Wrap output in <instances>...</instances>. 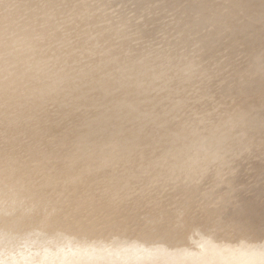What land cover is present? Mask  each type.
<instances>
[{
  "label": "rangeland",
  "instance_id": "obj_1",
  "mask_svg": "<svg viewBox=\"0 0 264 264\" xmlns=\"http://www.w3.org/2000/svg\"><path fill=\"white\" fill-rule=\"evenodd\" d=\"M30 1H31V5L29 0H21V2L20 0L17 1L15 0V2L17 3L19 2L22 3V4L20 3L18 4L21 7L19 8L17 3L14 2V0L11 1L8 0V2L7 0L5 1L0 0V9H3L0 10V15H5V14L9 15L10 13H12V15L14 14L17 16L14 22L15 24L12 23L14 26L10 24L9 28L7 29L8 31L6 33L8 35L5 37L6 42H8L7 40H10L8 39L9 36H10L9 38H11L12 35L15 34L16 36H13L12 38L17 37L19 35L18 29L20 28V26L26 24L27 20L29 19L32 20L34 19L36 25H40V26L35 25L36 26L35 30L40 31V29H42L45 26V25H41L44 24V21L46 20V19L44 20V18H49L50 20L52 17L59 16L57 17V21H55L54 23L53 21L56 19V17L52 18L53 21L51 20V23H53L52 24L53 27L56 26L54 27L55 30L57 29V27H58L57 30L59 29L60 30L55 31L52 30L54 28L49 27L51 33L50 30L48 29L47 35L54 34V32H56L57 34L55 33L54 35L51 36L46 35L47 37L45 36L43 38V40L46 39L45 42H43V40L41 39V35H39L35 39L33 38L35 41L33 39L31 40L32 42L34 41L35 43L33 44H31L32 42L28 43L29 47L27 43L25 44L24 42L25 40L23 41L22 36L20 35L18 36L19 41H21V43L22 42L24 43L21 44L19 41H17L16 46L19 42L20 44H18L17 47L21 48V50L18 48L16 49V46H13L10 49L9 46L8 47L10 49L9 53H7L6 50L5 53L3 49L6 48L4 47L2 49V53L0 54V57L2 58L0 59V61L1 60L3 62L6 61L7 62L6 64H8V61H10L9 63H11L7 71L8 73L10 72L9 77H12L13 75L17 74L16 71H18L19 74L21 73L22 75L20 76L19 82L22 83L23 79H25L23 83L26 86L25 87L23 84L19 83L18 85L19 89L17 87L16 88L12 87L13 90L9 88L8 94L11 97L12 96L15 97L12 98V101L9 106H2V107L0 106V217L3 213V210L8 208L12 200V202H14V208L12 212L13 218L15 216L16 217L19 216L24 220L34 219L35 221L39 218V220L44 219L46 222H49L52 221L53 216L51 210H49L47 207L53 206L59 211V215H58L59 217L57 216V222L67 224L65 218L68 215L71 216L70 215L71 212H73L77 208L76 205L91 202L98 204L99 206L97 207L102 208L105 204L108 203L111 205V211L108 213L110 215H108L107 219H104V222L98 226L99 233L101 232L104 235L100 237L94 235H88L92 239L98 240L97 242L104 240L103 242H100L98 245L105 244L106 248L109 247V244L111 246V241L115 239V237L113 236L115 234L112 233L116 231L106 229L105 225L111 222L112 218L116 217L118 213L120 214L119 211H122V213L132 214L133 216L134 215L137 217L139 216L141 227L146 225L147 230L144 229V231H147V235L155 236V234H157L158 232L157 230H160L161 232L164 229H166V231H164L165 232L164 234L167 235V238L174 239V237L171 236H177L176 240L177 241L179 240V242L176 241L177 246L180 247L187 246V248H189L191 251H196L199 249L198 242L203 238L207 239V241L212 245H214L216 241L217 243H221L220 241H218L221 240L220 238L221 236L218 237L220 234L216 232V230H223L222 228L224 227L223 226L218 227L219 226L217 224L219 223L218 221H216L215 224L205 223L206 221L204 220L203 212L205 210H209L213 208V206L215 208L217 207L216 205H220V200L218 199V196L220 194L221 196H223V195H227L226 193H230L228 194L230 195L231 198L230 206L232 205L234 206L237 203L238 201L237 199L240 196H242L244 199H249L252 193L254 192V189H256V188L253 189L252 186L255 185V187L257 186V188L259 186L261 187V184L264 181V177L262 178L264 173L262 176L256 177L253 174L254 171L251 172L252 170L251 168H253L252 166L255 165L253 164L251 166L252 164L251 162L254 163L255 161H258L257 158H255L254 156L250 157L251 159L241 158L240 156L237 157L228 156L226 158L227 162L225 165H222L220 164V162L217 161L216 162L211 161L208 164L203 163L204 165L198 164V166L196 165L191 169L192 171L190 173L191 176L188 173L186 174L185 171H178V170L174 171L171 168L172 164L170 163L172 162L171 161L172 159L170 155L172 153V145L174 144L172 141L173 140L172 134L174 132L175 127L178 124H182L183 126L187 127V129H189L192 124L194 125V123H196L200 119H203L209 123L213 122L217 118L221 117V115L224 112V109L228 105V102L225 100V98L221 96L219 85L217 82L207 81V80L206 81L195 80L192 81L191 83L189 82L186 83V79L184 75L178 74L176 70L168 66V64L165 63L164 61L165 59L163 60V58L161 57V54L165 52L166 41H168L170 38L173 39L172 34H170V38L169 36L168 38H165L167 37L166 36L167 34L165 33L164 35L165 31H163L162 29H167L166 27L168 26H169L168 28L171 29L172 26H174L173 24L177 22V20L176 21L174 20V16L178 15V13L172 11V14L173 13L176 14L174 16H171L172 15L170 14L171 8L169 6L170 3L169 5L166 4L168 3L167 0H165L166 2L164 1L165 3L162 2L163 0L161 1L159 0L161 3L165 4V7L163 9L168 8L166 6H169L170 13H166V15H164L166 10L163 11V9H162L163 14L155 10L153 11L154 15L153 13L146 14L144 11L141 10V7L143 9V6L149 5L153 0H151V2L150 0L149 2H147L148 0H140V1L136 0L137 3L134 0V4L131 5L129 3L131 1H132L131 3H133V0H127L129 1L128 3L127 1L125 3V0L124 2L121 0H117V4L115 7L114 5L113 7H109L112 6L114 0H112L113 2L111 0H107V1L104 0V2L103 0H99L100 2L97 0L98 2L95 3H93V1L96 0H91L92 2H90V0H85V1L60 0L61 2L63 1L62 5H64V3L66 2L71 4L70 6H68V4L66 3L63 6L65 10L63 14V7L62 5H59L61 4V2L57 1L58 4L57 10L55 11L56 7L54 10L52 9L53 11L51 16V9H47V10L45 9L46 4L44 3V0L43 3H39L42 2V0H38V1L36 0L37 3L33 2V0ZM108 1H110L111 5L109 4ZM145 1L147 4L145 3ZM156 1L157 0H154V3L157 6L161 5V3L159 4V1H157V3ZM135 3L136 5L141 4L139 8L140 10L137 9L139 5H137L136 7ZM154 3H151V6H154ZM37 4L38 5L41 4V5L38 7ZM127 4H129L130 6L128 5L129 8L126 9L125 11V9L123 10V8H126ZM13 5L14 6L17 5V7H13ZM32 5L34 6L32 7ZM36 5L38 9L40 8L39 11L37 7H35ZM74 5L76 7H74ZM29 6L30 9L25 10L26 8L24 7L29 8ZM59 6H61L62 8ZM120 6L122 9L121 13L128 14L126 16H124L125 14L124 15L121 14L120 17L121 18L123 17L126 21H128L129 24L127 22L126 24L123 23L125 21L123 18L121 19L123 21L118 20L117 19L118 17L115 18V15L117 13L118 15H120V9L119 10L117 9L118 11L116 10V14H115V9L117 7L120 8ZM133 6L136 7L138 13L137 11H135V9H134L135 13L134 11H131L133 9V8L131 9V7ZM4 7L6 9H4ZM41 7L43 9H41ZM79 7H83V8L79 9ZM12 8H15V10ZM35 8L37 13H34ZM60 9H61V13H60ZM4 10H5V14L3 13ZM24 10L26 11V13L28 10L30 11H28L26 15ZM44 10H46L47 13L49 10V15ZM70 10L72 11V13ZM94 10H96V13H94ZM32 11L34 14L32 13ZM77 11L79 16H77L78 15ZM139 11L142 15L139 14ZM38 13L39 14L42 13L43 16L40 15L41 16L40 18ZM80 13L81 15H83V17H81ZM92 13L94 15H92ZM97 13L98 15H100L99 16L100 18L97 17L98 16ZM110 13L114 15V18L117 21H115V19L112 20L113 18L111 17L113 16H109L111 15ZM131 13H132L131 16H133L132 19L129 20L128 19L129 17L126 19V17L130 16ZM158 13L162 14L161 20L158 18L160 16L157 15ZM47 15L48 17H46ZM163 15L168 16L170 18L167 17L166 19L163 17L165 19L164 20L162 18ZM25 16L27 17V19ZM136 16L138 17V19L136 18ZM77 17L78 19L81 18L80 21L77 19ZM105 17L106 19L108 18V20H105V22H103ZM148 17H152L151 18L152 20H155L157 17L159 20L156 21L157 20L156 19L155 22L153 21L154 22L153 24L151 19H149ZM58 18L60 19L58 20ZM133 18H135V20ZM171 18H173V21L175 22H173ZM175 18L179 19V17L177 16ZM96 19L98 21H96ZM109 19L111 22L109 21ZM37 20L38 22L42 20L44 21L38 23ZM62 20L63 22L61 24ZM99 20L102 22V25ZM147 20L151 22L150 23L151 25L148 26L149 23L147 22ZM113 21L115 22L119 21V22L113 24L112 23ZM143 21L145 22L144 24H142ZM164 21H166L165 22L166 24L164 23ZM93 22H97L99 25ZM132 22H134L133 24L135 25H133ZM168 22H170V24ZM92 23L94 25H92ZM146 23L148 28H146L145 26ZM121 24L122 25L124 24L123 25L124 27H120ZM137 24L139 25L141 24L140 27H138ZM163 24H165L166 26ZM110 25L113 26L110 27ZM114 25H115V29L117 28V26L119 27L115 30ZM156 25H160L162 29L160 27H157ZM162 25L164 28L162 27ZM41 26L42 28H40ZM94 26H96V29H94L95 28ZM135 26L137 29L135 28ZM152 26H155V30L158 31L156 32L152 28ZM11 27L12 30L10 31ZM98 27H102L101 29H103L102 31L104 32V34L103 32H101V29ZM109 27L114 31H112ZM151 28L153 30V33ZM146 30H148L149 32ZM159 30L160 31L162 30L160 32L161 34L159 33ZM39 31L37 32L39 33ZM60 31L61 32L63 31V36H61L62 33ZM171 31L172 30H170V33ZM13 32L14 34H12ZM58 32H60V35ZM147 32L150 34L148 35ZM54 37L56 38L61 37V38L60 39L57 38L58 39L57 40L56 38L54 39ZM39 38L42 41H39L40 40ZM63 38L65 39V41H63ZM49 40H50V44H49ZM37 41L39 42V46L42 49L40 47L38 48L37 45L38 43H36ZM58 41L60 43L62 42V45ZM57 42L59 43L58 46L56 45L58 44ZM70 42L71 45L69 44L66 45L67 43ZM40 43L42 44L44 43V45H46L44 47H47V49L43 48V45L41 46ZM155 43L158 45H156ZM31 45L33 48H31ZM34 45L37 46V48H35ZM54 46L56 47L54 48ZM72 46H74L73 47L74 49L72 48V50L70 51V48ZM76 47H78L77 50H75ZM8 48L7 50H9ZM49 48L51 49V51H49L50 50ZM37 49L39 52L37 51ZM43 50L45 51L43 52ZM14 51L15 53H12ZM25 51L27 55L31 54L28 55L30 56V58L27 57L26 54H24ZM72 51H74V53ZM17 52H19L21 56ZM40 52L41 53L43 52V54H40ZM11 53L14 55H12ZM22 53L24 54V56H22L23 55ZM3 54L4 55L7 54L6 55L7 58L6 56H3ZM47 54L49 55V58ZM8 55L9 57L13 56L14 59L10 57L9 60ZM39 55H41L40 59H39ZM50 55H52L53 57L52 56L50 57ZM36 56L40 62L34 60L35 58L33 59V57ZM20 57L22 58L21 61L19 60ZM23 57H27V58L25 59ZM15 58H17L18 60ZM243 58L244 57H241V60L245 62L246 59ZM11 59L15 61L12 62ZM142 59H146L149 64L147 65V68L144 70H141L143 67V63L141 61ZM238 59L240 60V57L237 58L235 62L236 66L239 65L241 67H244L245 64H247V62L245 63H242V61L239 62ZM2 61L0 62V64H2ZM24 61L26 62V65ZM14 62L16 63V65L14 64ZM21 62H24L21 64L23 65V67L20 65ZM54 63H56L55 64L56 66H54ZM42 64L44 65L42 66ZM11 66L15 68H12ZM34 66L36 67L35 70H33ZM40 66H42V68ZM55 67L56 69H54ZM38 68L39 69L41 68L40 69L41 71ZM46 68L47 71L45 70ZM50 70L52 71L50 72ZM153 71L155 72L162 71V74L158 76H154L152 74ZM25 72L27 74L26 77L29 76L30 79H26L24 77ZM47 72L49 73L50 76H48ZM58 72L59 73L62 72L64 75H61L62 74L61 73L60 74L61 76L59 75L61 77L60 78L58 77L57 74ZM43 74H45V76ZM30 75H34V77ZM62 76L66 80L63 79ZM50 78L52 79L50 82L51 83L55 82V83L51 84L49 82ZM29 80L32 82H29ZM56 80L60 81L63 84V86L62 84H57L59 82ZM34 82L38 83V85L36 83L34 84ZM32 86L34 87L32 88ZM42 86H44L45 88L44 87L42 88ZM196 86L199 89L198 91ZM38 88H40L39 90L41 91L43 90L42 92H44L45 90V92L42 93L41 95V93H39ZM56 88H57V92H56ZM26 89L29 91H26ZM33 89H35L36 91L33 92L32 91ZM9 91L10 93L11 91L13 93L10 94ZM51 91L53 92V95H51L52 94ZM65 91L68 92L67 93L68 97L64 96L63 98L62 95H66ZM204 91L206 92V94H204ZM24 93H26L27 95ZM28 94H30V96ZM37 94L40 95V97ZM27 96L29 98H27ZM19 100H23V101H19ZM32 101L34 102L33 104ZM59 103L62 104L60 105ZM25 105H27V107ZM38 105H40L41 107ZM23 106L26 109L28 107L29 108L25 110ZM48 107L50 109H45ZM204 109L205 111H203ZM36 110L38 111L35 115ZM16 111L18 113V117L16 115L17 114ZM51 111H53V113ZM20 115L23 117H21ZM29 123L30 125H28ZM114 134L116 135L115 137ZM41 151L44 152L41 153ZM248 162L250 164H248ZM61 165L62 167H60ZM226 165L227 168H225ZM202 166L205 168V170H203L204 168ZM232 166H234L233 169ZM195 167L197 169H194ZM241 168L245 172H243ZM198 169L199 172L197 171ZM210 169L213 170L214 173ZM194 170L197 171L198 176H196L197 173ZM246 170H248V172ZM236 171L237 172L239 171L238 175ZM201 172L202 174H199ZM203 173L207 177L204 176ZM246 173H249V175L247 174L249 177L248 176L246 177ZM252 174L254 175V177H252ZM178 175H180L179 177L181 178H178L177 177ZM185 175H189V178H187L188 176L186 177ZM201 175H203L202 176L203 178L201 177ZM190 177L192 178V180ZM228 177L230 179L232 177L235 180L237 178L238 182H240L239 184L238 183L236 184L239 185L238 187L237 186L233 187L232 192L229 190V185L231 181H229L230 179ZM183 178H185V180ZM249 178H251L252 180ZM212 179H215L213 181L216 182L213 183ZM224 179L227 180L225 181ZM186 180L187 182H185ZM199 180H201L200 181L201 183L198 182ZM217 180L218 181L220 180V182H218ZM250 180L252 185H250L251 184ZM196 181L200 185L197 184ZM246 181L248 182V185ZM192 183L194 184V186ZM217 184H219V186ZM198 185L201 186L202 189ZM215 185L218 186L217 187L218 190L219 188L222 190L218 191L217 189H215L216 188ZM220 185L222 188L220 187ZM209 186L210 187L214 186L215 188L214 187L210 188ZM248 186L249 188L247 189ZM205 187L206 188L209 187L210 189L209 188L206 189ZM236 187L238 189H235ZM251 187L252 190L250 189ZM241 188H242L241 193L236 192V190L239 191ZM192 189L193 190L196 189L198 192L197 194H195L196 196L195 195L193 196L190 202L186 201V193L189 191H193ZM210 190L213 191L212 194H210L211 193ZM207 191L210 195H212L211 196L212 198L207 193ZM220 191L221 193H219ZM40 195H48V196L47 197L44 196L43 197L44 199L42 200V196ZM202 196H204V198ZM197 197L198 200L196 199ZM216 197L219 200L218 202ZM47 198L49 200H47ZM195 199L196 202H194ZM202 199L204 200L206 199V202ZM208 199L210 200V204L212 203L211 205L208 204L209 203ZM37 200L40 201L39 202L40 205L38 206V208L36 207L38 202ZM43 201H46L45 202L46 204L43 203ZM48 201H50L51 203H49ZM235 201L236 203H234ZM216 202L218 204H216ZM34 203H36L35 204L36 206L34 205ZM42 203L44 204V206ZM225 205L227 206V204ZM42 206L44 209L42 208ZM40 207L42 210L40 209ZM83 207L84 206H82V208ZM16 209L18 210L20 209V211H17ZM39 209L40 211H38ZM154 214L156 215L155 216L156 219L154 220V223L148 225L146 222L149 219L148 216ZM2 219L0 220V228L4 227L3 225L4 219L3 220ZM23 223L24 222H22V224ZM202 223L205 225L203 226ZM131 224L127 225L128 228H126V232L131 237H136L137 235L140 234V228H138L139 225L136 224L133 225V223ZM185 224L188 225L190 224V228L186 229ZM158 226H161L162 229L156 230V227ZM20 230H19L20 232L18 231L17 233L13 231H5L7 232L5 234L6 236H9L8 238L10 239L11 243H9L10 245L4 242L0 243V250H4L2 252V255L9 253L10 256H16L23 251L33 252L35 251L36 247L39 246L37 242L40 241L41 239L44 245H49V246L53 245L50 242L51 239L55 241L68 240L72 243V245H74L75 243L78 244L77 241L73 239L71 240V238L69 237L61 236L59 238L57 237L52 238L44 235H39L35 231H31V230L25 231L24 228ZM144 231L142 233L146 234V232ZM217 233L218 235H216ZM14 234L17 235L16 238L13 240L12 238L15 236ZM187 236H189V238H192L190 239V241L194 240L195 243L190 244L189 243L190 241H187L186 239ZM183 237H184V242L182 241ZM36 238H41V239H36ZM147 239L148 238H145V240ZM88 241H90V238H88ZM185 242L187 243V245ZM230 256H233V254Z\"/></svg>",
  "mask_w": 264,
  "mask_h": 264
},
{
  "label": "bare ground",
  "instance_id": "obj_2",
  "mask_svg": "<svg viewBox=\"0 0 264 264\" xmlns=\"http://www.w3.org/2000/svg\"><path fill=\"white\" fill-rule=\"evenodd\" d=\"M3 1H5V0H3ZM57 1H60V0H44V3L46 4L45 9L46 10L51 9V16H52V11L55 9V7H56L55 11L57 10V7H58ZM63 1L62 2L60 1L61 4H59V5H62ZM98 1L97 0L93 1V3L98 2ZM121 1L124 2V0H121ZM126 1L127 0H125V3H126ZM138 1H140V0H138ZM157 1H159V0H157ZM157 1H156V3H157ZM160 1H159V4L161 3ZM164 1L165 0H163L162 2L165 3L166 1L165 2ZM7 2H8V0H7ZM14 2H15V0H14ZM20 2H21V0H20ZM29 2L31 5L30 0H29ZM33 2H36V0L35 1L33 0ZM90 2H92V1L90 0ZM103 2H104V0H103ZM108 2L110 4V1H108ZM114 2H115V0H114ZM114 2L112 3V6H109V7H113V5L115 7L117 4V0H116L115 4H114ZM128 2L129 1H127V3ZM131 2L129 3L130 5L134 4V0H133V3H131ZM135 2H136V0H135ZM147 2H149V0ZM150 2H151V0H150ZM167 2L168 3H166V4H168V5L170 3L169 6H170L171 10L169 9V6H166L168 8L163 9L165 7V4H163V3H161V5L157 6L154 3V0L151 2V3H154V6H151V3H150L149 5L143 6V9L141 7V10L144 11L146 14H150V13L152 14L153 11H155V10L162 13V9H163V11L166 10L164 15H166V13H170V11H171L170 14H172V11H175L178 13V15H176V16L179 17V19L175 18L176 16H174V15L176 13L175 14L173 13L171 15V16H174L175 21L177 20V22H175V21H173V18H171L172 21L175 22V24L172 23L174 26H172L171 29L168 28L169 27L168 24H167L168 27H166L167 29H162L160 27L161 24L156 25L157 27H160L163 31H165L164 35H165V33L167 34L166 35L167 37H165V38H168V36L170 38V34L173 35L172 36L173 39L170 38L171 40L169 39L168 41H166L165 52L164 53L162 52L163 54H161V57L163 58V60L165 59L164 60L165 63H167L168 66L174 68L178 74L184 75V77L186 79V83H188V82L191 83L192 81H195V80H203V81L207 80V81L217 82L219 85L221 96L223 98H225V100L228 102V105L224 109V112L221 115V117L217 118L213 122L209 123L203 119H200L199 121L194 123V125L192 124L189 129H187V127L183 126L182 124H178L175 127L174 132L172 134L173 135L172 141L174 144L172 145V153L170 155V157L172 159L171 160L172 162L170 163V164H172L171 168L174 171H176V170L185 171L186 174L188 173L191 176V174H190L192 172L191 169L196 165L198 166V164L199 165H201L203 163L208 164L211 161H215V162L217 161V162H220V164L225 165L227 162L226 158L228 156H232V157L240 156L241 158H250V157L254 156L255 158H257L258 161H255L254 163L251 162L252 163L251 166L253 164H255L252 166L253 168H251L252 169L251 172L254 171L253 174L256 177L262 176L264 173V0H167ZM15 3H17V2H15ZM15 3H14V5H15ZM19 3H17V5ZM39 3H43V0H42V2H39ZM66 3L68 4V6H70V4H71L68 2H66ZM66 3H64V5ZM136 3H135V5H136ZM139 3H141V2H139ZM145 3H146V1H145ZM20 4H22V3H20ZM129 4H127L126 8H123V10L125 9V11H126V9L129 8L128 7ZM7 5H5V6H7ZM14 5H13V7H17V5L16 6H14ZM37 5L35 7H37ZM40 5H38V7ZM64 5H62V7ZM94 5H96V4H94ZM137 5H139V4H137ZM137 5H136V7H137ZM33 6L34 5H32V7ZM140 6H141V4L138 6L137 9H139ZM38 7H37V9H38ZM59 7H61V6H59ZM74 7H76V6L74 5ZM87 7H88V5H87ZM118 7L115 9V14H116V10L120 9V15H118V13H117L115 15V18L118 17L117 19L121 20L123 18V17L122 18L120 17L122 14L121 13L122 9H121V6H120V8H118ZM134 7L135 6L131 7V9L132 8L133 9L132 10L129 9V10L134 11V9H135V11H137V13H138V10L136 9V7L135 8ZM9 8H10V6H9ZM19 8H21V7L19 6ZM24 8H26L25 10H27V9H30V6H29V8L28 7H24ZM82 8L83 7H79V9H82ZM84 8H86V7H84ZM92 8H93V5H92ZM94 8H95V6H94ZM4 9H6V8L4 7ZM12 9L15 10V8H12ZM39 9H38V11H39ZM41 9H43V8L41 7ZM0 10H3V9H0ZM31 10H33V9H31ZM46 10H44V11H46ZM113 10H114V8H113ZM129 10H127V11H129ZM28 11H30V10H28ZM28 11H27V13H28ZM58 11H59V9H58ZM64 11L65 10L63 7V14H64ZM135 11H134V13H135ZM3 13L5 14V10L3 11ZM13 13H14V11H13ZM25 13H26V11H25ZM27 13H26V15H27ZM32 13H33V11H32ZM34 13H37L36 8H35ZM46 13H47V11H46ZM60 13H61V9H60ZM71 13H72V11H71ZM94 13H96V10H94ZM47 14L49 15V10H48ZM77 14H78V11H77ZM106 14H108V13H106ZM124 14H122V15H124V16L128 15L126 13H124ZM136 14H134V15H136ZM139 14H141L140 11H139ZM162 14H159V13L157 14L158 16L160 15L159 17L157 16L160 20H161ZM40 15L43 16L42 13L39 14V16ZM48 15L46 17H48ZM80 15H81V13H80ZM92 15H94V14L92 13ZM97 15H98V13H97ZM131 15H132V13L130 14V16H127L126 19L128 17H129L128 18L129 20L132 19L133 16H131ZM153 15H154V13H153ZM164 15L162 16V18L164 17L167 19L168 16H164ZM77 16H79V14ZM99 16L100 15H98L97 17H99ZM109 16H113V17H111V18H113L112 20L115 19L113 14H111ZM16 17L17 16L14 14L12 15V13H10L9 15H7V14L0 15V51H1L0 54L2 53V49L4 47L6 49H3V50L4 51L6 50L7 53H9L10 49L13 46H16L17 41H19L18 36H20V35L22 36V40L23 41L25 40L24 41L25 44L32 42L31 40L33 38L35 39L39 35H41V39L43 40V38L48 34L47 32H48L49 27H52V28L56 27V26L53 27L52 24L55 21H57V17H59V16H55L56 19L54 21L52 20V18H55V17H52L50 20H49V18L43 17L44 20L45 19L46 20L45 21L42 20L40 22L44 21V24H41V25H45V26L43 28L41 26L40 28H42V29H40V31L37 30V31H39V33L35 30L36 29L35 27L40 26V25H36V23L34 22V19L32 20V19L28 18L29 20H27V23L20 26V28L18 29L19 35L17 37L12 38L13 36H16L13 32L12 34H14V35H12L11 38H9L10 37L9 36L8 39H10V40H7L8 42H6L5 37L8 35L6 33L8 31L7 29L9 28L10 24L13 25L12 23L15 22ZM81 17H83V15H81ZM95 17H96V15H95ZM157 17H156L157 20L155 19L156 21L159 20ZM40 18H41V16H40ZM136 18L138 19L137 16H136ZM148 18L151 19L152 17H148ZM168 18H170V17H168ZM26 19H27V17H26ZM59 19L60 18H58V20ZM77 19H78V17H77ZM80 19L81 18H79L78 20L80 21ZM82 19H84V18H82ZM110 19H109V21H110ZM133 19L135 20V18H133ZM51 20L53 21V23H51ZM105 20H108V18L106 19V17H105L103 22H105ZM142 20H143V18H142ZM148 20H147V22L149 23L148 24V26H149V25H151L150 24L151 22H149ZM155 20L151 19L152 22L153 21L155 22ZM96 21H98V20L96 19ZM115 21H117V20L115 19ZM115 21H113L112 23L114 24V23L119 22V21L118 22H115ZM121 21H123V20H121ZM121 21H120V23H121ZM144 21L142 24L145 23ZM166 21H164V23ZM37 22H38V20H37ZM40 22H38V23H40ZM62 22H63V20L61 21V24H62ZM126 22L128 23V21H126V20L123 23L126 24ZM154 22H153V24H154ZM93 23L98 24L97 22H93ZM93 23H92V25H94ZM112 23H110V24H112ZM133 23L134 22H132V24ZM168 23L170 24V22H168ZM56 24H57V22H56ZM158 24H159V22H158ZM165 24H163V25H165ZM101 25H102V22H101ZM115 25H114V29H115ZM121 25H120V27H124L123 26L124 24L122 26ZM133 25H135V24H133ZM137 25H138V27H140L141 24L140 25L137 24ZM163 25H162V27H163ZM112 26L110 25V27H112ZM145 26H146V28H148L147 23L145 24ZM94 27H95L94 29H96V26H94ZM118 27L119 26H117V28ZM98 28L101 29L102 27H98ZM135 28H136V26H135ZM152 28L155 30V26H152ZM152 28H151V30H152ZM160 28H157V29H160ZM57 29H58V27H57ZM57 29L55 30V28H54L52 30H55V31L60 30V29L59 30H57ZM11 30H12V27L10 28V31ZM61 30H62V27H61ZM102 30L103 29H101V32H103ZM170 30H172L171 33H170ZM69 31H70V29H69ZM112 31H114V30H112ZM146 31H148V30H146ZM161 31L159 30V33ZM36 32L38 33V35ZM60 32H58L59 35H60ZM50 33H51V30H50ZM55 33L56 32H54V34ZM61 33H62L61 36H63V31ZM131 33H132V31H131ZM152 33H153V30H152ZM54 34H51V35H54ZM103 34H104V32H103ZM149 34L150 33H148V35ZM162 34H163V32H162ZM51 35L49 34L47 36H51ZM152 35H154V34H152ZM159 36H161V35H159ZM55 38L56 37H54V39ZM57 38H59V37H57ZM41 39L39 41H42ZM54 39H51V40H54ZM73 39H74V36H73ZM36 40H38V39H36ZM45 40L46 39H44L43 42H45ZM34 41L31 44L35 43ZM63 41H65L64 38H63ZM19 42L21 43V41H19ZM19 42H18V44H20ZM24 42H22V43H24ZM55 42H56V40H55ZM71 42L67 43L66 45H68V44L71 45ZM36 43H38L37 45L39 48L40 47L39 42L37 41ZM51 43H52V41H51ZM59 43L56 45L58 46ZM18 44H17V46H18ZM40 44H41V46L43 45V48L47 49V47H44V46H46V45H44V43L43 44L40 43ZM49 44H50V40H49ZM60 44L62 45V42ZM63 45H64V43H63ZM75 45H76V43H75ZM156 45H158V44H156ZM17 46H16V49L18 48ZM74 46H72L70 48V51L72 50V48ZM19 47H20V45H19ZM25 47H27V46H25ZM28 47H29V44H28ZM34 47L37 48V46H35V45H34ZM48 47H50V46H48ZM55 47L56 46H54V48ZM64 47H65V45H64ZM7 48L9 50H7ZM31 48H33L32 45H31ZM77 48L78 47H76L75 50H77ZM18 49L21 50V48H18ZM26 49H28V48H26ZM6 51H5V53H6ZM26 51H28V50H26ZM26 51L24 54H26ZM32 51H34V50H32ZM37 51H38V49H37ZM44 51L45 50H43V52ZM49 51H51V49ZM74 51H72V52L74 53ZM43 52L42 53L40 52V54H43ZM12 53H15V51ZM17 53H19V52H17ZM34 53H36V52H34ZM24 54L22 56H24ZM45 54H46V52H45ZM6 55L3 54V56H6ZM12 55H14V54H12ZM19 55H20V53H19ZM28 55H31V54H28ZM28 55H27V57L30 58V56H28ZM47 55H46V57H47ZM40 56L41 55H39V59H40ZM51 56L52 55H50V57ZM53 56H54V54H53ZM8 57H9V55H8ZM10 57H9V60H10ZM17 57H19V56H17ZM27 57H23V58L26 59ZM43 57H44V55H43ZM239 57H240V60L238 59L239 62L242 61L241 57H244L246 59V61L245 60L244 61L247 62V64H245L244 67H241L239 65L238 66L235 65V62H236L237 58H239ZM6 58H7V56H6ZM11 58L14 59L13 56ZM29 58H28V61H29ZM48 58H49V55H48ZM0 59H2V58L0 57ZM15 59H17V58H15ZM21 59L22 58L20 57L19 60L21 61ZM33 59L39 61L37 59V56L33 57ZM51 59H53V58H51ZM13 61H15V60H12V62ZM31 61H32V59H31ZM41 61H44V60H41ZM141 61L143 63V67L141 70H144L147 68V65H149L148 61L146 59H142ZM9 62L10 61H8V64H6L7 63L6 61L5 62L2 61V64H0V106L1 107L2 106H9L11 101H12V98L15 97V96L11 97L8 94L9 88L12 89V87H15V88L17 87L19 89L18 85H19V83H21L19 81H20V76H22V75H21V73L19 74L18 71H16L17 74L13 75L12 77H9L10 72L9 73L7 72L9 66L11 65V63H9ZM24 62H21L20 65ZM245 62L242 61V63H245ZM14 64L16 65L15 62H14ZM35 64H36V62H35ZM47 64H48V62H47ZM55 64L56 63H54V66H56ZM236 64H238V63H236ZM239 64H241V63H239ZM25 65H26V62H25ZM29 65H31V64H29ZM43 65L44 64H42V66ZM17 66H19V65H17ZM21 66L23 67V65H21ZM42 66H40V67L42 68ZM26 67H28V66H26ZM34 67H33V70L36 69V67L35 68ZM51 67H53V66H51ZM12 68H15V67H12ZM49 68H50V66H49ZM16 69H18V68H16ZM54 69H56V67ZM137 69H138V66H137ZM14 70H12V71H14ZM45 70L47 71V68ZM51 71L52 70H50V72ZM22 72H23V70H22ZM26 72H27V70H26ZM26 72H25L24 77L26 79H30L29 76L26 77V75H27ZM59 72L57 73L58 77H60L61 75H64L62 72H61L62 74ZM44 73H46V72H44ZM22 74H24V73H22ZM152 74L154 76H158V75L162 74V71H160V72L153 71ZM28 75H29V73H28ZM43 75L45 76V74H43ZM30 76L34 77V75H30ZM48 76H50L49 73H48ZM62 78H63V76H62ZM197 78H199V79H197ZM63 79H65V78H63ZM51 80L52 79L50 78L49 82ZM23 81H25V79H23ZM23 81L21 84L24 85ZM56 81H58V80H56ZM29 82H32V81L29 80ZM58 82L59 83H57V84H62L60 81H58ZM26 83H28V82H26ZM35 83L36 82H34V84ZM43 83H45V82H43ZM53 83H55V82H53ZM53 83H51V84H53ZM36 84L38 85V83H36ZM34 86H36V85H34ZM34 86H32V88ZM62 86H63V84H62ZM43 87L44 86H42V88ZM55 87H57V86H55ZM39 89L40 88H38V90ZM46 89H47V87H46ZM198 90L199 89L197 87V91ZM26 91H29V90L26 89ZM32 91L34 92L36 90L33 89ZM42 91L39 90V93H41V95H42V93L45 92V90H44V92H42ZM59 91H62V90H59ZM205 91H204V94H206ZM19 92H20V90H19ZM33 92H32V94H33ZM46 92H47V90H46ZM54 92H55V89H54ZM56 92H57V88H56ZM9 93H10V91H9ZM12 93L13 92L11 91L10 94H12ZM27 93H30V92H27ZM58 93H60V92H58ZM67 93L68 92H66V95H62V94H60V95H62L64 98V96H67ZM15 94H17V93H15ZM20 94H22V93H20ZM24 94H26V93H24ZM28 95L30 96V94H28ZM34 95H36V94H34ZM51 95H53V92ZM38 96L40 97V95H38ZM27 98H29V97L27 96ZM61 99H62V97H61ZM114 99H115V97H114ZM31 100H33V99H31ZM19 101H23V100H19ZM61 101H63V100H61ZM35 102H37V101H35ZM48 102H49V100H48ZM55 102H57V101H55ZM33 103L34 102L32 101V104ZM41 103H44V102H41ZM32 104H31V106H32ZM25 106L27 107V105H25ZM38 106H40V105H38ZM46 106H47V104H46ZM21 107H22V105H21ZM54 107H56V106H54ZM23 108H25V107L23 106ZM27 109L25 108V110H27ZM45 109H50V108L48 107ZM29 110H31V109H29ZM37 111L38 110L35 111V115H36ZM203 111H205V109ZM51 112L53 113V111H51ZM16 113H17V111H16ZM24 113H23V115H24ZM26 114H28V113H26ZM16 115L18 117V113ZM21 117H23V116H21ZM33 119H31V120H33ZM205 119H206V117H205ZM40 121H42V120H40ZM28 125H30V123ZM40 127H42V126H40ZM27 130H28V128H27ZM115 136L116 135L114 134V137ZM86 138H88V137H86ZM130 139H132V138H130ZM16 150H18V149H16ZM43 152L41 151V153H43ZM248 164H250V163L248 162ZM234 166H236V165H234ZM234 166H232V169ZM60 167H62V165ZM225 168H227V165ZM249 168H250V166H249ZM194 169H197V168L195 167ZM203 170H205V168ZM241 170H242V168H241ZM241 170H240V172H241ZM197 171L199 172V169ZM197 171H195V172L197 173ZM211 171H213V170H211ZM242 171L245 172L244 170H242ZM246 171L248 172V170H246ZM238 172H237V175L239 174ZM62 173H63V170H62ZM213 173H214V171H213ZM172 174H174V173H172ZM199 174H202V172ZM247 174L249 175V173H246V177L248 176ZM253 174H252V177H254ZM180 175H178L177 177L181 178V177H179ZM189 175H185V176L186 177L188 176L187 178H189ZM211 175H214V174H211ZM196 176H198V173ZM202 176L203 175H201V177ZM204 176H206V175L204 174ZM171 177H173V176H171ZM263 177H264V175L262 176V178ZM176 178H175V180H176ZM208 178H210V177H208ZM183 179L185 180V178H183ZM249 179H251V178H249ZM191 180H192V178H191ZM213 180H215V179H212V181ZM251 180H250V183H251ZM200 181L201 180H199L198 182L201 183ZM229 181H231V183L229 185V190L232 192L233 187H235V186L238 187L239 185H236V184L237 183L239 184L240 182H238L237 178L235 180L232 177ZM177 182H179V181H177ZM185 182H187V180ZM189 182H188V184H189ZM198 182H197V184H199ZM214 182H216V181H213V183ZM218 182H220V180ZM207 183H208V181H207ZM158 184H160V183H158ZM195 185H196V183H195ZM217 185L219 186V184H217ZM221 185H220V187H221ZM247 185H248V182H247ZM250 185H252V183ZM258 185H259V183H258ZM193 186H194V184H193ZM218 186H216V188L214 186H211V187H214L215 189H217ZM183 187H185V186H183ZM199 187H201V186H199ZM237 187L235 189H238ZM252 187H253V189L254 188H256V189H254V192L252 193L250 198L244 199L242 196H240V197L237 196L239 198L237 199L238 200L237 203H236V201L234 202V203H236L234 206L233 205L230 206L231 198H230V195H228L230 193H226L227 195H223V196H221V194H220L218 196V199L220 200V205H216V204H218L217 202L219 201L216 197L217 202L215 205L217 207L214 208V206H213V208H211L209 210H205L203 212V217H204V220L206 221L205 223H207V224H215V222L218 221L219 222V223H217L219 225L218 227H222V226L224 227V228H222L223 230H216V232H218L220 234L218 237L221 236L220 237L221 240H218L221 243H217V241L216 242L214 241L215 243H214V245H212L211 243H209L207 241V239L203 238L198 242L199 249L196 251H191L189 248H187V246H184V247L177 246V242H179V240L178 241L176 240L177 236H171V237H174V239L173 238H167V235L164 234L165 233L164 231H166V229H164L161 232H160V230H157V229H162L161 226L156 227V230L158 232H157V234H155V236L147 235V231H144V229L147 230L146 225L141 227L139 216L137 217V216H135V215L133 216L132 214H129V213H122V211H119L120 214L118 213L116 215V217L112 218L111 222H109L105 225L106 229L116 231V232L112 233V234H115V235H113L115 237V239H113L111 241V246L109 244V247L106 248L105 244L98 245L100 242H103L104 240L102 239L103 241L97 242L98 240L92 239L88 235H94L97 237L104 235L101 232L99 233L98 226L104 222V219H107L108 215H110L108 213L111 211V205L107 203L101 208V207H97V206H99L98 204L91 203V202L76 205L77 208L73 212H71V214H70L71 216L68 215L65 218V221L67 224H63V223L57 222V216L59 215V211L56 208H54L53 206H50L51 208L49 206L47 207L49 210H51V213L53 216L52 221H49V222H46L44 219L39 220V218L36 221L34 219L24 220L19 216H17V217L15 216L13 218L12 212H13V208H14V202H12V200H11V203L9 204L8 208L3 210V213L0 217V220L2 218L4 219V220L2 219L3 223H4L3 224L4 227L0 228V235H1L0 243L4 242L5 240H7V241L4 243H9L8 242L9 236H6L5 233H7V232H5V231H13V232L17 233L20 229H23V228L25 229V231H27V230L28 231H30V230L35 231L39 235H44V236H48V237H52V238H56V237L59 238L61 236L69 237V238H71V240L73 239V240L78 242V244L75 243L74 245H72V243L68 240H66V241H64V240L55 241V240L51 239L50 242L53 244L52 245L54 247L53 248L52 246L44 245L41 238H36V239H41L40 241L37 242L39 246H37L35 251H33V252H35V255L40 254L39 259L37 260V264H60L63 260H62L61 256H57V253L58 254H61V253L64 254L63 252L68 251V250H66V248H70V250L71 249L77 250L76 252H74V250H71V252H69L66 256H67V258H69V256H70V259H75L74 257L82 258V262L80 264H115V263H119V264H264V242H262V241H264V181L261 184V187L259 186L257 188V186L255 187V185ZM252 187L250 188L251 190H252ZM192 188H194V187H192ZM208 188H206V189H208ZM214 188H213V190H214ZM242 188L239 191L236 190V192L241 193ZM248 188H249V186L247 187V189ZM190 189H191V187H190ZM201 189H202V187H201ZM247 189H246V191H247ZM250 189H249V191H250ZM211 190H210V192H211L210 194H212V192H213ZM219 190H222V189L219 188ZM197 192L198 191L196 189H194L193 191L187 192L186 193V201L190 202V200L193 198V196L195 194H197ZM203 192H205V191H203ZM203 192H202V195H203ZM207 193H208V191H207ZM219 193H221V191ZM248 194H251V193H248ZM238 195H240V194H238ZM241 195H243V194H241ZM40 196H42V200H43L44 199L43 197L44 196L47 197L48 195H40ZM211 196L212 195H210V197ZM200 197H201V195H200ZM202 197L204 198V196H202ZM196 199L198 200V197ZM196 199L194 202H196ZM206 199L205 200L202 199V200H204L206 202ZM47 200H49V199L47 198ZM199 200H200V198H199ZM34 201H36V200H34ZM46 201H43V203H45ZM39 202L40 201L37 202V206L35 205L36 203H34V205L37 208L40 205ZM200 202H202V201H200ZM208 204L209 205L212 204V203L210 204V200H209ZM225 204H227V206ZM43 206H44V204H43ZM43 206H42V208H43ZM82 206H84V207L82 208ZM40 209H41V207H40ZM40 209L38 211H40ZM16 210L20 211V209L19 210L16 209ZM33 211H35V210H33ZM155 216H156L155 214L148 216L149 219L146 221L148 225L154 223V220L156 219ZM22 222H24V223L22 224ZM131 223H133V225L134 224L139 225L138 228H140V234L137 235L136 237H131L126 232V228H128L127 225L131 224ZM185 225H186V229L190 228V224L189 225L185 224ZM202 225L204 226L205 224L202 223ZM143 231L146 232V234L142 233ZM205 231H207V230H205ZM159 233H161V234H159ZM218 233L216 235H218ZM14 235L15 236L12 238L13 240L16 238L17 234H14ZM88 238H90V241H88ZM145 238H148V239L145 240ZM210 238H211V236H210ZM186 239H187V241H190V239H192V238H189V236H187ZM249 239H250V241H249ZM182 241L184 242V237L182 238ZM189 243L193 244L195 242H194V240H192ZM232 243H234V244H232ZM261 243H263V244H261ZM186 245H187V243H186ZM97 247H100V248H97ZM3 251L4 250H0V264H13L14 263L13 259H12V261H7V259L16 258V257L10 256L9 253L2 255ZM232 254H233V256H230ZM9 256L11 258H9ZM20 256H21V258H24L25 256H28V255L26 253H21ZM198 258L200 260H198ZM85 260H86V262H85ZM16 264H18V263H16Z\"/></svg>",
  "mask_w": 264,
  "mask_h": 264
},
{
  "label": "water",
  "instance_id": "obj_3",
  "mask_svg": "<svg viewBox=\"0 0 264 264\" xmlns=\"http://www.w3.org/2000/svg\"><path fill=\"white\" fill-rule=\"evenodd\" d=\"M48 202L51 203L50 201H48ZM6 241L7 240H5L4 242H6ZM8 242L11 243L10 239H9ZM66 250H68V251L63 252L64 254H62V253L58 254L57 253V256H61V258L63 260L60 264H80L82 262V258H80V257H74L75 259H70V256H69V258H67V256H66L69 252H71V250H74V252H76L77 251L76 249H71L70 250V248H66ZM21 253H26L28 256H25L24 258H21V256H20ZM39 256H40V254L39 255H35V252L23 251V252H20L16 256H12V257H16V258H11L9 256V258H11V259H7V261H12V259H13L14 260L13 264H16V263H18V264H37V260L39 259ZM86 260H85V262H86ZM198 260H200V259L198 258ZM115 264H119V263H115Z\"/></svg>",
  "mask_w": 264,
  "mask_h": 264
}]
</instances>
